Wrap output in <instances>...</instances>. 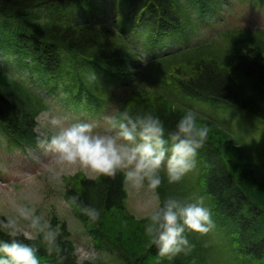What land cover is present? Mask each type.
<instances>
[{"label":"trees","instance_id":"trees-1","mask_svg":"<svg viewBox=\"0 0 264 264\" xmlns=\"http://www.w3.org/2000/svg\"><path fill=\"white\" fill-rule=\"evenodd\" d=\"M123 1L112 15L100 12L96 0H0V126L5 133L36 142L35 116L45 104L31 80L62 85L67 92L73 87L101 109L111 95L110 81L130 78L127 34L141 27L147 40L156 42L165 38L164 30L174 40L190 30L178 0ZM10 50L22 52L18 60L28 56L18 64L35 74L11 77L17 63ZM116 99L123 100L121 108L155 112L168 127L188 109L207 123L196 167L178 182L169 183L165 175L158 191L161 198L203 195L215 227L210 233L187 232L195 244L190 253L162 257L144 232L146 216L138 218L128 208L123 174L92 179L78 173L65 178V197L96 247L118 264H264V31L238 24L213 43L171 53L152 63L127 98L118 94ZM194 99L208 112L194 108ZM219 111L228 125L212 118ZM73 193L102 208V218L93 222L81 213L69 200ZM51 223L60 233L62 262L38 237H19L39 247L41 264H98L78 262L64 220L54 214ZM0 238L9 239L3 232Z\"/></svg>","mask_w":264,"mask_h":264},{"label":"clouds","instance_id":"clouds-1","mask_svg":"<svg viewBox=\"0 0 264 264\" xmlns=\"http://www.w3.org/2000/svg\"><path fill=\"white\" fill-rule=\"evenodd\" d=\"M92 78H96L91 73ZM49 122L54 131L36 137V146L51 153L59 165H79L97 175L115 177L118 173L134 188L147 187L151 197L146 201L148 212L144 232L162 257L171 259L183 252L188 254L195 244L188 231L207 233L215 227L212 209L203 195L168 194L161 198L158 189L166 175L169 183L178 182L197 165L199 150L208 138L207 123L198 120V113L186 110L168 127L160 115L151 110L132 111L116 107L106 113L101 124L95 119L73 118L68 114H52ZM60 171L52 169V178L59 180ZM69 200L96 222L103 209L73 193ZM22 221L31 232L22 233ZM0 264H41L37 245L25 243L38 237L47 251L64 260L59 242V230L25 202L13 215L0 219Z\"/></svg>","mask_w":264,"mask_h":264},{"label":"rangeland","instance_id":"rangeland-1","mask_svg":"<svg viewBox=\"0 0 264 264\" xmlns=\"http://www.w3.org/2000/svg\"><path fill=\"white\" fill-rule=\"evenodd\" d=\"M263 11H254L251 8L248 10L246 6L234 7V14L238 16L241 14L239 17L245 24L249 22L260 25L264 21ZM52 114L72 116L70 111L65 109L62 104H52L50 109L39 118V130L44 134L49 135L54 131L49 122V116ZM52 169L60 171L59 180L52 178ZM78 170H84L91 176L96 175L91 170L82 168L79 165H59L55 162L51 153H46L42 149H30L28 153H20L18 156H11L10 158L0 152V213L7 211V213L13 215L17 205L25 202L34 205L37 211L46 218L50 210H55L61 216L69 219L75 233L78 258L80 260L100 258L103 257L102 251L95 249L93 241L85 233L83 226L72 217L71 205L62 195L64 191L62 176ZM129 186L130 204L134 205V209L138 214L147 213L149 209L146 207V201L151 197V191L146 187L134 188L131 185ZM22 225L24 232H31L27 228L26 221H22ZM103 260H108L107 264H116V261L109 255Z\"/></svg>","mask_w":264,"mask_h":264}]
</instances>
